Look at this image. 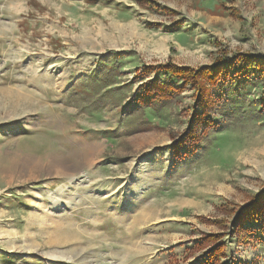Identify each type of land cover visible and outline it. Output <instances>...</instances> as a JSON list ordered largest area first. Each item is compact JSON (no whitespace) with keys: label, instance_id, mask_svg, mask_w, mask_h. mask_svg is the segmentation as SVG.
<instances>
[{"label":"rangeland","instance_id":"374dc122","mask_svg":"<svg viewBox=\"0 0 264 264\" xmlns=\"http://www.w3.org/2000/svg\"><path fill=\"white\" fill-rule=\"evenodd\" d=\"M241 52L264 0H0V264H264L230 224L264 188V77L135 99Z\"/></svg>","mask_w":264,"mask_h":264},{"label":"trees","instance_id":"16d2710c","mask_svg":"<svg viewBox=\"0 0 264 264\" xmlns=\"http://www.w3.org/2000/svg\"><path fill=\"white\" fill-rule=\"evenodd\" d=\"M159 68L163 79L155 78L140 84L135 94L137 101L172 97L180 92V87H175L172 81L176 79L181 82V87L188 83L193 84L196 90V101L202 106L210 96L209 87L218 85L224 79L235 78L243 74L248 75L249 73L264 77V55L258 56L241 52L235 53L229 59L218 58L213 65L198 69L176 66L170 63L160 65ZM192 121L194 123L209 122L207 117L198 113H195ZM193 131L194 129L185 136V140L190 142L189 146L198 141V137L194 135L195 132ZM174 151H178L177 148H174ZM236 208L232 210L235 211V214L230 222L233 230L238 233L243 231L255 237H262L264 235V188L253 196L247 204ZM223 245V243H218L207 250L204 253L203 264H218L220 257L223 256Z\"/></svg>","mask_w":264,"mask_h":264},{"label":"crops","instance_id":"0c3cea01","mask_svg":"<svg viewBox=\"0 0 264 264\" xmlns=\"http://www.w3.org/2000/svg\"><path fill=\"white\" fill-rule=\"evenodd\" d=\"M220 6L221 5H219V4H214L213 9H209L208 12L211 15H222V14H224V11L221 9ZM262 237L264 238V235H262ZM259 238L261 239V237H259Z\"/></svg>","mask_w":264,"mask_h":264},{"label":"bare ground","instance_id":"6f19581e","mask_svg":"<svg viewBox=\"0 0 264 264\" xmlns=\"http://www.w3.org/2000/svg\"><path fill=\"white\" fill-rule=\"evenodd\" d=\"M12 163V162H11ZM29 170V169H28Z\"/></svg>","mask_w":264,"mask_h":264}]
</instances>
